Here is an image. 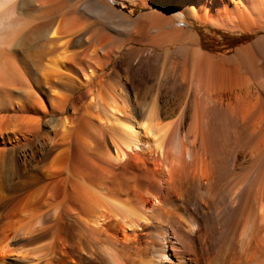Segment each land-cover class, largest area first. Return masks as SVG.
Segmentation results:
<instances>
[{
    "label": "bare ground",
    "instance_id": "6f19581e",
    "mask_svg": "<svg viewBox=\"0 0 264 264\" xmlns=\"http://www.w3.org/2000/svg\"><path fill=\"white\" fill-rule=\"evenodd\" d=\"M133 1L0 0V264H264V0Z\"/></svg>",
    "mask_w": 264,
    "mask_h": 264
},
{
    "label": "rangeland",
    "instance_id": "374dc122",
    "mask_svg": "<svg viewBox=\"0 0 264 264\" xmlns=\"http://www.w3.org/2000/svg\"><path fill=\"white\" fill-rule=\"evenodd\" d=\"M111 1L114 4H116L117 10L131 17V19H135L138 15L148 11V9L143 8L137 1H133V0H111ZM193 23L192 24L194 26V29L197 31L200 37V41L203 49L214 53L217 57L232 55L237 47L243 45L254 36V34H251L248 36L243 35L245 36L243 37L242 35H239L237 33L232 34L227 30L218 31L206 23H201V22H193ZM97 26L100 31L105 30L101 25H97ZM127 30H124L123 28L121 29L114 28L113 30H108V31L105 30L109 34V38L106 40L105 43V49L110 51L113 54V56H115L111 60L110 65L106 69L107 76H109L112 73L113 68L115 67L117 61L120 59L119 56L120 53H125L128 49H134L136 52L138 51L139 55L140 54L144 55L148 52L146 44L149 42L148 39L149 32L147 31V29L145 30L139 29L136 32L129 30L127 31ZM47 118L48 116L43 117L44 120ZM27 213L28 211L26 212L20 210L19 214L17 213L18 215L16 216H21L22 218H26L28 216Z\"/></svg>",
    "mask_w": 264,
    "mask_h": 264
}]
</instances>
